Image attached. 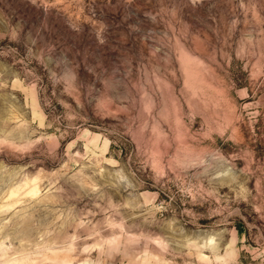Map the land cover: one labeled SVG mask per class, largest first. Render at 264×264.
Returning a JSON list of instances; mask_svg holds the SVG:
<instances>
[{"label": "rangeland", "instance_id": "374dc122", "mask_svg": "<svg viewBox=\"0 0 264 264\" xmlns=\"http://www.w3.org/2000/svg\"><path fill=\"white\" fill-rule=\"evenodd\" d=\"M0 264H264V0H0Z\"/></svg>", "mask_w": 264, "mask_h": 264}]
</instances>
